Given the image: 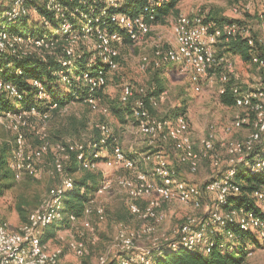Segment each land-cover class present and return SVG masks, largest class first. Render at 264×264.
Returning <instances> with one entry per match:
<instances>
[{"label":"built area","instance_id":"built-area-1","mask_svg":"<svg viewBox=\"0 0 264 264\" xmlns=\"http://www.w3.org/2000/svg\"><path fill=\"white\" fill-rule=\"evenodd\" d=\"M5 0L0 5V22L16 23L25 19L30 27L41 29L42 33H30L24 35L21 32L10 31L0 28V62L9 56H27L35 50H41L38 56H44L47 50L56 42L58 37L68 41L67 52L73 55L76 52L70 47L71 43L77 40L94 38L93 57L110 67L111 70L118 68L120 56L119 45L122 43V34L116 30H110V25L123 29L127 36L134 41L141 36L148 34L153 26L146 20V16L153 18V11L163 1L151 0L149 7L143 14L138 16L129 15L117 10L120 0ZM180 1V0H176ZM105 19L106 26H102L101 20ZM176 45L165 51L156 50V65L164 62L179 64L181 71L190 72L195 82L200 83L208 79L210 82L218 76L220 85L218 92L220 96L225 94L235 75V61L230 57L218 56L217 46L221 42H230L233 39L242 37L246 43L255 47L257 39L247 33L245 27L239 23L206 20L203 15L190 17L180 14L174 26ZM251 62L264 71V57L252 52ZM65 63V62H64ZM264 78V73H263ZM68 82V77L62 79ZM85 82L91 91L106 83L102 70L97 76H87ZM34 86L38 88L39 97H47L42 83L33 80ZM233 88V87H232ZM0 89L7 90L14 96H20L18 89L11 83L0 77ZM235 101L232 108L244 109L246 113L238 116L234 122L235 127L251 126L252 130L244 140H227L226 151L229 155L227 166L222 169V160L216 154L215 149V126L208 137L202 141L201 152L195 150L191 137L189 121L186 114H178L170 118H160L153 115L149 106H156L159 98L150 97L149 104L145 99V90L140 91V97L135 100L133 106V117L138 122L140 131L151 138V143L156 139L164 142H171L173 150L178 154L181 163L186 164L191 172L199 170L200 162L203 159L210 160L214 168L220 169L219 176L214 175L205 185V189L216 194V202L208 214L199 219L194 216L187 218L185 222L174 228L169 235H162L155 238L151 248L135 251L137 231H132L124 224L119 226L120 252L110 258L108 253L100 255L90 264H152L153 252L159 250L162 244L171 248L184 246L189 249L201 247L205 252L211 251L213 245L212 237L208 232L214 233L223 230L230 222H236L242 230H259L264 236V219L254 212L245 210H226L223 204L226 203L230 193H238L241 190L240 184L232 180L239 165H249L248 159L252 154L253 169H264V148L262 153L257 155V148L264 147V86H254L250 90L238 91L234 89ZM135 91L129 85L125 86L122 93V101L128 102L134 98ZM94 109H98L96 98L92 95L87 99ZM52 109L57 104L51 105ZM108 112V108H103ZM32 114L47 121L49 113H43L33 107L23 114L8 113L0 118L19 116L22 119L24 114ZM17 129L15 147L11 158V167L15 178L21 180L23 177L35 176L38 172V164L51 150L46 134L41 136L40 145L34 150L29 149L27 138L23 132ZM103 134L111 133L109 127L99 126ZM230 130V128H228ZM83 145L80 142H68L56 145L55 151L60 154V159L55 162V170L62 174L61 184L50 190V199L43 205L34 209L29 214L28 222L21 224L17 229L11 227L6 219L0 216V264H74L64 257L62 247L52 248L49 241L42 240V233L45 227L59 220L62 216L61 200L66 190L73 187V178L64 174L63 159L68 158L69 151H80ZM115 164L133 172L132 177H122L118 184L127 190L130 201L128 209L130 213L144 221L143 233H156L157 226L165 219L164 213L160 210L164 202L178 201L184 204L193 203L196 207L201 205V189L197 185L189 184L179 176V171L164 156L160 150H156L147 156V160L154 163L152 171L140 169L136 160L128 156L120 146L115 148L112 156ZM86 167H96L95 163L87 161ZM107 187L103 181L96 197ZM253 196L264 204V191L255 190ZM96 198L86 207L84 216L77 218L74 215L69 217L72 226L79 221L87 232L94 233L90 216L98 214L104 219L103 208L96 206ZM60 232L59 235H62ZM229 237L234 234L229 231ZM68 248L77 256L83 257L87 254V246L83 239H69Z\"/></svg>","mask_w":264,"mask_h":264},{"label":"rangeland","instance_id":"rangeland-1","mask_svg":"<svg viewBox=\"0 0 264 264\" xmlns=\"http://www.w3.org/2000/svg\"><path fill=\"white\" fill-rule=\"evenodd\" d=\"M4 3L5 0H0V5ZM177 8L178 14H170L165 20L153 24L150 32L134 43L119 45V66L109 72L107 85L102 94L96 97L98 109H94L89 102H72L63 109L52 112L47 121L29 113L24 114L22 119H19V116H10L0 120V142H8L15 147L17 129L14 127L17 125L27 138L29 149L37 148L44 134L51 146V150L38 164L37 174L17 180L16 189L0 198V216L5 218L14 229H18L22 224L16 209L17 203L23 199L27 200L30 214L50 199L52 188L61 184L62 174L55 170V162L61 156L55 151L56 145L88 140L101 125L110 128L119 146L128 156L136 160L140 169L151 172L154 163L147 160V156L160 150L178 169L182 179L200 187L199 207L193 203L164 202L160 208L165 215L164 221L157 226L156 233L146 234L142 232L144 221L133 216L128 209L130 196L127 190L118 184L120 178L132 177L133 172L115 164L112 156H106L105 158L109 159L96 164L107 185L95 200L96 206L103 208L104 219H100L96 213L90 216L95 227L94 233L87 232L80 221L68 227L63 233L67 236V241L63 245L49 240L52 248L62 247L64 257L74 264H90L105 253H108L110 258L117 255L121 249L118 235L120 224L139 232L136 240L138 248L135 249L139 251L151 248L155 238L169 235L190 216L202 219L215 205L216 193L206 190L205 185L214 175L219 176L222 173L220 169L214 168L210 160L203 159L199 170L191 172L186 164L181 163L171 144L158 139L151 143V138L140 131L138 122L131 114H124L122 118L115 108H122L127 112V107H133L135 100L140 97L141 90H145L147 95L154 90L153 78L156 70L160 68L156 65V50L165 51L176 45L174 26L180 14L190 17L203 15L206 20L217 23L233 20L245 27L247 33L257 39V50L263 52L264 0H180L177 2ZM212 17H215V20ZM94 43V38L89 37L71 43L70 47L73 51L88 52L93 50ZM226 43L221 42L218 47L223 51L222 56L230 57L235 61V75L230 85L238 91L250 90L256 85L264 86V71L250 60L242 59L241 55L236 56L234 52L225 50ZM41 53V50H35L33 54L38 56ZM162 78H166L164 96L161 99L158 97L156 106H150L154 110V113H151L160 118H170L181 114V109L186 107L184 113L187 115L191 137L198 153L201 152L202 141L213 130L212 126H215L214 154L220 157L224 169L229 158L225 147L227 140H244L252 130L249 125L243 127L234 125L237 117L244 115L246 111L223 105L218 92L220 85L218 76L213 82L206 79L197 83L190 72H183L179 64H174V70H168ZM58 84L62 95L69 92L61 82ZM127 85L133 88L135 96L125 103L121 98L123 89ZM17 106L18 101L14 100L13 107ZM106 107L108 112L103 111ZM262 209L264 211V206ZM73 238L84 240L88 250L85 256L79 257L68 248L69 239ZM257 238L262 243L258 246L257 243L249 244L251 252L246 264H264V242L260 236Z\"/></svg>","mask_w":264,"mask_h":264},{"label":"trees","instance_id":"trees-1","mask_svg":"<svg viewBox=\"0 0 264 264\" xmlns=\"http://www.w3.org/2000/svg\"><path fill=\"white\" fill-rule=\"evenodd\" d=\"M63 1L68 2L67 0ZM77 1L79 0H74V2ZM177 2L176 0L163 1L160 6L154 9L153 18L146 16L147 22L156 24L165 20L170 14H178ZM150 3L151 0H120V6L117 10L132 16H138L145 12ZM212 19L215 20V17H212ZM226 22H233V20ZM101 24L106 26L105 19L101 20ZM0 28L21 32L24 35L42 33L41 29L30 27L25 19L18 20L16 23L0 22ZM109 29H116L122 34L121 44L128 45L135 42L118 26L110 25ZM67 44L68 41L58 37L51 50H47L44 56H9L7 59L1 60L0 77L13 84L18 89L20 96H14L7 90L0 89V118L8 113L23 114L33 107L43 113L51 114L63 109L72 102H88L87 99L91 95L96 98L102 94L108 83L110 67L106 66L102 60L93 57L91 51L76 52L69 55ZM225 46H227L225 50L241 55L244 60L251 61L252 52L264 57V51L257 50L258 44L251 47L242 37L227 42ZM222 52L218 49L217 55L222 56ZM158 67L160 68L156 70L153 78L155 88L151 94L145 96L147 104H149L150 97H159L165 91L166 78H162V76L168 70H174V64L168 62H164ZM100 70L104 74L106 83L91 91L89 85L85 82V78L87 76H97ZM64 77H68L69 81L63 82ZM33 80H38L43 84L47 97H39L38 88L34 86ZM59 82L68 88L69 92L67 94L62 95ZM14 100L18 101L17 107H13ZM221 101L224 106H233L235 93L232 86H229L228 91L221 96ZM54 103L57 104L56 109L51 108ZM148 108L150 112L154 113L152 107L148 105ZM115 110L122 118L124 114L128 113L133 117V107H127V112L122 108H115ZM186 110V107H183L180 113L185 114ZM80 143L83 145L82 150H71L68 158L63 159L64 174L73 178V187L66 190L62 197L61 218L44 228L42 233L44 242L53 240L63 245L67 241V236L65 234L59 235V233H64L68 227L72 226L69 221L71 215L77 218L84 216L86 207L96 198L97 190L104 181V176L99 173L96 167H86L85 163L89 161L97 164L100 161H106L109 158L105 157L113 156L115 148L119 146L112 132L105 135L99 127L95 129L90 139ZM165 143L172 145L170 141ZM263 148H257V155L262 153ZM13 150L12 144L0 142V198L5 197L7 192L15 190L17 187V179L11 167ZM254 156L255 154H252L248 159L249 165H239L237 167L232 180L240 184L241 190L238 193H230L223 207L226 210L243 209L246 212H254L264 219L262 209L264 204L259 203L253 196L255 190L264 191V169H253L252 158ZM28 205L27 200L23 199L16 206L22 224L29 220ZM229 231L234 234V238L229 237ZM208 234L211 235L213 241L210 252H205L201 247L194 249L184 246L171 248L167 244H162L159 250L153 252L152 264H246L251 252L249 244L257 243V246L261 245L259 243L262 242H259L258 236L264 242V236L259 230H242L236 222H230L223 230L214 233L208 232Z\"/></svg>","mask_w":264,"mask_h":264},{"label":"crops","instance_id":"crops-1","mask_svg":"<svg viewBox=\"0 0 264 264\" xmlns=\"http://www.w3.org/2000/svg\"><path fill=\"white\" fill-rule=\"evenodd\" d=\"M219 47L217 46V51H218ZM239 55V54H236V56ZM242 58V57H241ZM180 176V175H179ZM181 177V176H180Z\"/></svg>","mask_w":264,"mask_h":264}]
</instances>
